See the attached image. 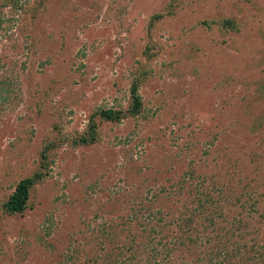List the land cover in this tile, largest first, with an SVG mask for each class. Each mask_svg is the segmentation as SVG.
<instances>
[{
    "label": "rangeland",
    "instance_id": "374dc122",
    "mask_svg": "<svg viewBox=\"0 0 264 264\" xmlns=\"http://www.w3.org/2000/svg\"><path fill=\"white\" fill-rule=\"evenodd\" d=\"M0 264H264V0H0Z\"/></svg>",
    "mask_w": 264,
    "mask_h": 264
},
{
    "label": "trees",
    "instance_id": "16d2710c",
    "mask_svg": "<svg viewBox=\"0 0 264 264\" xmlns=\"http://www.w3.org/2000/svg\"><path fill=\"white\" fill-rule=\"evenodd\" d=\"M141 108H142V99H141V96L139 94V89H138L137 85H134L133 89H132V104H131V107L129 109V113L132 116H136L141 112ZM98 114H99V117L102 121H109V122H114V121L119 122L122 120V117H123L121 112L113 111L111 109H102V110H100V112ZM88 130H89L88 137H84L81 140L82 144H92L96 141L97 124L95 123L94 120H92V124L89 126ZM43 176H44V174L37 173L33 177L27 178L18 184L15 192L10 196L8 202L6 203L7 210H9L10 213H21L25 210L26 204H27L28 199H29V194H30L31 188L35 184H37L43 178ZM153 221H156L157 223L162 224V220L160 219V216H159V220H156V217H154ZM146 225L150 226V224H148V223ZM150 230H151V227L148 229V232H150ZM152 230H153V232L155 231V229H153V228H152ZM140 233L142 235H139V236L144 237V235H143L144 231H141L138 234H140Z\"/></svg>",
    "mask_w": 264,
    "mask_h": 264
}]
</instances>
